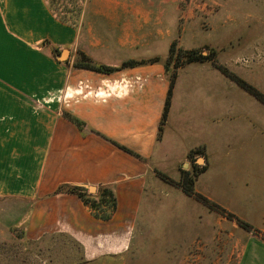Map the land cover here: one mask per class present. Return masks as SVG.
I'll use <instances>...</instances> for the list:
<instances>
[{
	"label": "crops",
	"instance_id": "obj_1",
	"mask_svg": "<svg viewBox=\"0 0 264 264\" xmlns=\"http://www.w3.org/2000/svg\"><path fill=\"white\" fill-rule=\"evenodd\" d=\"M201 1L84 0L80 14L65 23L45 0H0V202L25 205L20 220L28 242L61 237L77 247L84 264L119 262L131 250L134 261V234L155 216L156 195L189 197L176 185L182 171L205 166L194 191L213 199L222 179L207 177L211 151L239 147V156L222 160L221 170L243 180L254 168L264 181L260 107L224 99L219 82L226 77L212 63L177 70L161 124L169 89L168 53L155 50L161 28L198 19ZM176 42L169 48L180 49ZM78 53L116 69L128 61H160L100 74L73 68ZM64 113L81 121L83 131ZM201 148L204 156L188 159ZM63 185L94 187L92 196L111 188V218H94L75 195H55ZM248 247L264 253L263 243Z\"/></svg>",
	"mask_w": 264,
	"mask_h": 264
},
{
	"label": "rangeland",
	"instance_id": "obj_2",
	"mask_svg": "<svg viewBox=\"0 0 264 264\" xmlns=\"http://www.w3.org/2000/svg\"><path fill=\"white\" fill-rule=\"evenodd\" d=\"M50 2L55 9L81 10L84 0ZM201 2L202 8L194 11L198 19L192 23L172 21L169 27L161 28L164 37L156 45V52L167 55L174 40L182 50H201L205 55L207 49L214 50L217 65L264 96V0ZM219 83L224 99L234 98L242 104L252 101L264 117V105L256 104L255 98L236 82L220 75ZM260 137L264 143V134ZM262 148L264 151V144ZM237 149L228 145L225 150L208 153L207 177L222 180L213 189V199H207L248 224L250 232L194 199L158 193L152 211L155 216L145 221V230L137 229L134 234L135 260H129L131 250L125 259L112 264H255L264 260V253L248 247L264 244V181L256 178L254 168L245 171L244 181L235 178L236 172L220 168L224 159L234 162L239 156ZM198 163L202 165L203 161ZM25 210L20 203L0 202V264H84L77 247L61 237L38 244L28 242L24 220H20V212L24 214Z\"/></svg>",
	"mask_w": 264,
	"mask_h": 264
},
{
	"label": "trees",
	"instance_id": "obj_3",
	"mask_svg": "<svg viewBox=\"0 0 264 264\" xmlns=\"http://www.w3.org/2000/svg\"><path fill=\"white\" fill-rule=\"evenodd\" d=\"M57 1V0H56ZM47 6L49 7L52 14L58 18L61 22L69 23L73 21L75 16L78 15L80 10L78 9H71V10H63V9H55L53 8L50 0H45ZM208 54L202 55L201 50H182L176 48L175 44H172L169 48L168 55L164 61V69L165 72L168 73V81H169V89L167 93V97L164 104L163 114H162V121L161 124L165 121L167 112L170 105V97L171 91L174 85V80L176 77V72L179 68L186 66L191 63H203V62H210L212 65L217 68L226 78L236 82L239 87H241L244 91L248 94L253 96L259 103L264 105V96L256 92L252 87L245 84L243 81L239 80L232 74H230L225 68L216 64V52L214 50L207 49ZM54 54H57L56 50H53ZM160 61L159 57L152 58L149 60H140V61H128L123 63L119 68H110L103 65L95 64L89 57L82 53H78L77 58L73 64V68L79 70H86L92 71L100 74H109L116 70L126 67H135L144 64L154 63ZM63 116L70 121L72 124L79 131H83L85 125L79 121L78 119L64 113ZM121 150L133 155L127 149L118 146L117 144L111 142ZM135 156V155H133ZM195 156H204V149H198L195 151H191L188 154V159L191 160ZM138 158V156H135ZM204 167H197L193 166L189 172H181L180 180L176 185L185 193L187 196L192 197L194 200L200 202L201 204L207 206L209 209L220 213L223 216H226L230 220H234L237 225L244 230L250 232L251 227L240 221L239 219L235 218L232 214L227 213L225 210L205 198L204 196L196 193L194 191V183L196 178L205 171ZM59 193L64 194H71L77 196L85 206H87L93 213L94 218L107 221L111 218L112 214L115 211V198L114 193L111 188L109 187H100L98 189V193L96 196H92L87 194L86 191L79 190L77 187L70 186V185H63L57 188L55 191V195Z\"/></svg>",
	"mask_w": 264,
	"mask_h": 264
},
{
	"label": "water",
	"instance_id": "obj_4",
	"mask_svg": "<svg viewBox=\"0 0 264 264\" xmlns=\"http://www.w3.org/2000/svg\"><path fill=\"white\" fill-rule=\"evenodd\" d=\"M201 54L202 55H205L206 54V52H201ZM66 58V53L64 52L62 55H61V57H60V59L61 60H63V59H65ZM199 161H202V159L201 158H199L198 159V162ZM79 190H82V191H86L88 194H95V192H96V189L94 188V187H85V186H81V187H77Z\"/></svg>",
	"mask_w": 264,
	"mask_h": 264
}]
</instances>
